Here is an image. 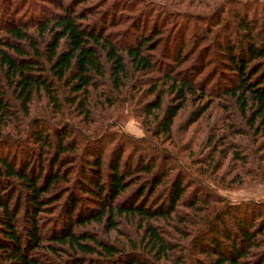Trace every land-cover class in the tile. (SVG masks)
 Returning <instances> with one entry per match:
<instances>
[{
    "label": "trees",
    "instance_id": "obj_1",
    "mask_svg": "<svg viewBox=\"0 0 264 264\" xmlns=\"http://www.w3.org/2000/svg\"><path fill=\"white\" fill-rule=\"evenodd\" d=\"M248 182L264 0H0V264H264Z\"/></svg>",
    "mask_w": 264,
    "mask_h": 264
},
{
    "label": "rangeland",
    "instance_id": "obj_2",
    "mask_svg": "<svg viewBox=\"0 0 264 264\" xmlns=\"http://www.w3.org/2000/svg\"><path fill=\"white\" fill-rule=\"evenodd\" d=\"M163 1L166 2L169 0ZM123 130L135 137H140L143 134L140 119L138 118L129 117L123 125ZM234 174L235 172L230 175V178H235L237 176ZM244 180L247 181L248 179ZM223 191L225 195L234 201L245 199L264 200V182H248L240 186L235 184L234 187Z\"/></svg>",
    "mask_w": 264,
    "mask_h": 264
}]
</instances>
